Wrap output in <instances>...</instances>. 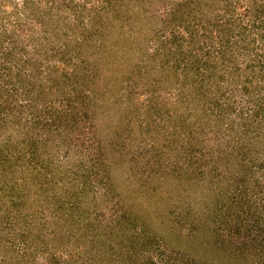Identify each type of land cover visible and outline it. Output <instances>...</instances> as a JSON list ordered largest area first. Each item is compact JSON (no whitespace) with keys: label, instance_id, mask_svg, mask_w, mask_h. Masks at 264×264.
<instances>
[{"label":"rangeland","instance_id":"obj_1","mask_svg":"<svg viewBox=\"0 0 264 264\" xmlns=\"http://www.w3.org/2000/svg\"><path fill=\"white\" fill-rule=\"evenodd\" d=\"M210 1L0 0V264H264V168L232 154L264 97V0L213 6L257 39L223 75L185 55L219 51L183 19Z\"/></svg>","mask_w":264,"mask_h":264},{"label":"trees","instance_id":"obj_2","mask_svg":"<svg viewBox=\"0 0 264 264\" xmlns=\"http://www.w3.org/2000/svg\"><path fill=\"white\" fill-rule=\"evenodd\" d=\"M219 1L220 0L210 1V5L208 4L206 6V9L205 8L200 9L198 3L193 4V5L188 4V7L190 6V11H191V15H192L193 19H191V20L187 19L186 16H185V18H183V19L188 21V22L186 21L187 22V24L185 25L186 28L193 30V33H194V30H198V27L203 28L205 31H208L207 33H203L202 35H201V33L198 34L200 37L203 36V38H204L202 41V46L200 44L198 45L199 48L203 49V46L206 43H208L209 46L216 45L219 48V51H215L216 57L214 56L212 60H210L211 55H209V53H208L209 51L205 52L206 55H201L196 51V55L198 53V55L196 57L194 56L195 53L193 55L191 54V52H189L188 54H185L188 56H193V62L190 64L191 66H194L195 63L197 64L199 62V60H203V62L205 63V67H209V66L215 67V71L214 70L210 71L208 75H223L224 73L227 72L228 69L224 68L223 74H220V73H218L216 67H217L218 57L226 59L227 52L230 49L231 43H233V45L237 44V46H240V45L244 46L243 48L247 47V49H248L252 44H255V42H257L256 37L253 35V34H255V32H253L251 28L248 29L249 32L251 33L250 37L243 38L241 35H242V32L244 30L247 31L246 27L241 25V27L235 26V28H234V23H231V21H233L232 19H227L226 25H223V23H221L218 18L215 21L209 23V21H208L209 18H207V17L210 16L211 12L216 11L214 9L218 6L217 4ZM213 6H215V8H213ZM227 6L228 5H226L225 8H228ZM257 6H258V4H257ZM225 8H223L222 10H224ZM217 10L220 11L218 8H217ZM228 10L231 11L232 9L231 10L228 9ZM255 13L258 15L260 14L259 7H256ZM231 14H233V11ZM175 15H176V13L174 12L173 16H175ZM175 17H177V19L180 20L182 17H184V13L180 12L179 15L175 16ZM204 20L207 21L206 25H204L202 23ZM258 25H259L258 27L262 30H260V32H258L259 35L257 37H259L260 40H262L261 42L263 43L264 42V19L259 20ZM241 28H242V30H241ZM209 36H210V38H209ZM238 36H240V38L242 40H245V42L240 43L239 42L240 39L238 38ZM194 38H195L194 41L196 43H198L199 39L197 38V35ZM178 46L182 47L183 44L180 43ZM182 51L184 52V50H182ZM182 58L184 59L183 54H182ZM227 58H228V56H227ZM233 58L235 60V55H233ZM210 61H212V62H210ZM257 62L261 63L259 60ZM251 64H252V62L249 63V60H247V59L244 62L242 59L237 58L235 60V64H233V65H236V66H234L235 67V69H234L235 74L241 73V75H242V72H243L244 75H249V72H254L255 67L252 65V67H254V69H253L251 67ZM259 66L262 68L264 67L263 63L259 64ZM250 98L252 100H250L247 97V99L249 101H252L253 112L248 113L245 116L239 115L240 116L239 119L241 120V117H242V121L243 122L245 121L246 123L250 124L249 125L250 127H251V123H254L255 120H257L255 122L256 126L254 128H250L249 131L243 130L241 132V133H243V137H241V135H240V130H239L238 135H237V133H235L233 139H235L237 141L236 143L238 144V146L236 144V147H233L234 149L232 150L233 156L235 158H237V160L240 162L239 163L240 168L242 170H244L245 175L249 174V176L254 175V169H258V167L260 169L262 167L264 168V160H262L261 158L256 156V154H258V143H260L258 141V138L260 136L264 135V126H263L264 125V102L262 101V100H264V97L261 98L260 100H259V97L253 98L252 96H250ZM234 121H236V120L234 119ZM242 121L239 122V125L243 124ZM246 141H248V142H246ZM257 160H260V162H258L259 165L257 163ZM182 174L184 176L186 174V171L181 173V174L180 173L174 174V177L177 179L178 178L179 179L184 178V177H181ZM252 177H250V178H252ZM241 180L245 181L244 178ZM124 214H127V216L125 217L126 220H128V222H130L133 226H135V220H134L135 217L133 218L131 215H129V213H124ZM148 239H150V238H148ZM151 240H153L152 243L158 241L156 239H153V237L151 238ZM142 242H143L142 246H145L149 241L144 240ZM133 246H134V244L130 243V247L133 248Z\"/></svg>","mask_w":264,"mask_h":264}]
</instances>
